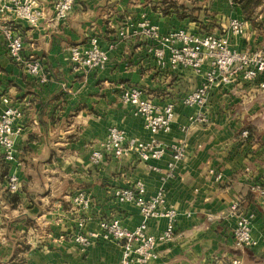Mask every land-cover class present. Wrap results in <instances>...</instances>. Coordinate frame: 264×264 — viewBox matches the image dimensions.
<instances>
[{"label": "crops", "instance_id": "crops-1", "mask_svg": "<svg viewBox=\"0 0 264 264\" xmlns=\"http://www.w3.org/2000/svg\"><path fill=\"white\" fill-rule=\"evenodd\" d=\"M191 1L197 4V0H77L72 13L58 21L53 18L54 0H38L44 18L36 27L0 15V108L9 99L23 111L18 123L22 130L15 139L17 162L7 163L0 148V264H11L19 257L24 264H119L122 247L117 242L98 239L82 250L74 235L82 219L88 233L98 232L105 219H118L129 230L140 225V209L132 203L117 204L111 194L137 181L144 183L146 199L162 191L168 207L178 212L174 239L159 245V256L150 264H207L212 259L264 264L260 193L264 73L254 82L239 79L218 85L205 107H187L182 97L202 86L211 63L201 75L161 66L154 51L156 41L137 28L147 21L161 34L181 28L189 31L197 21V15L187 13ZM232 5L239 19L256 20L237 0ZM259 12L257 20L264 21V2ZM12 20L22 33L27 57L44 66L46 83L10 59L1 27ZM123 30L133 37L121 40ZM252 33L246 25L244 35L232 38V46L251 51L247 48ZM94 35L108 51L106 68L91 73L74 70L69 49L87 47ZM111 43L114 47L109 49ZM129 86L140 87L160 106L176 102V119L169 132L152 134L143 118L122 102V90ZM111 127L125 132L128 140L156 141L168 147L181 141L187 156L176 163L174 178L168 176L170 155L147 163L137 160L136 154L121 160L106 156L94 165L90 156L102 148ZM244 131L249 132L247 138ZM11 173L22 184L17 194L7 190ZM82 191L92 199L87 210L72 201ZM234 204L237 211H232ZM243 213L254 214L253 247H238L232 238V228ZM166 224L165 218L152 219L149 232L159 236Z\"/></svg>", "mask_w": 264, "mask_h": 264}, {"label": "built area", "instance_id": "built-area-1", "mask_svg": "<svg viewBox=\"0 0 264 264\" xmlns=\"http://www.w3.org/2000/svg\"><path fill=\"white\" fill-rule=\"evenodd\" d=\"M76 3L77 0H54L53 18L58 21L65 20L74 10ZM0 15L22 20L36 27L44 18V11L38 0H0ZM130 27L136 30L134 24H130ZM137 28L156 41L154 51L161 66L169 65L174 71L191 69L201 75L204 73L205 65L211 63L212 69L205 73L202 86L182 97L181 102L187 107H205L212 89L218 85H229L239 79L254 82L264 73L263 52L236 51L231 46L230 34L242 36L246 30V22L241 19L232 20L230 34L223 36L193 33L184 28L161 34L147 21L138 23ZM1 29L10 59L26 67L30 75L41 83H46L49 80L46 70L40 61L27 57L24 39L16 22L12 20ZM131 37L133 35L124 30L120 32L121 40H129ZM113 47L114 44L111 43L109 49ZM167 52H169L168 59ZM69 61L74 70L91 73L103 71L108 64L109 55L108 51L101 47L99 36L94 35L89 38L87 47L73 46L69 49ZM261 88L264 89V84H261ZM122 102L131 107L135 115L143 118L146 129L152 134L169 132L175 122L176 102L160 106L147 98L140 87H124ZM4 103L6 106L0 108V148L4 160L12 164L17 162L15 139L22 130L18 123L23 118V111L10 104L9 99H5ZM243 136L247 138L249 132L244 131ZM131 154H136L137 160L144 163L161 160L170 155L173 162L168 165V176L174 178L176 163L186 158L187 146L181 141L168 147L156 141L144 143L128 140L125 132L111 127L107 131L102 148L93 151L90 159L92 164L98 166L106 156L121 160ZM221 179L222 175L218 174L216 180ZM6 180L8 192L17 194L21 191L22 184L16 173L9 174ZM145 193L146 187L141 181H137L132 187L115 189L111 193L117 204L132 203L140 209L143 222L134 230L125 228L118 219L113 218L103 220L98 232L88 233L84 231L86 220L82 219L78 223L79 232L74 235V241L82 250L88 249L98 239L117 242L122 247L119 264H150L156 260L159 256V245L169 243L175 237L178 212L175 208L168 207L166 196L162 191L149 199L145 198ZM260 193L261 203L264 205V187ZM72 201L83 210H87L92 204L90 195L83 191L78 192ZM237 210L238 205L234 204L232 211ZM157 218L167 220L165 230L159 236L152 235L148 227V222ZM253 218L254 214L251 213L239 215L232 228V238L236 246L244 248L256 245L253 238ZM207 264L243 263L240 259H233L229 263L212 259Z\"/></svg>", "mask_w": 264, "mask_h": 264}, {"label": "rangeland", "instance_id": "rangeland-1", "mask_svg": "<svg viewBox=\"0 0 264 264\" xmlns=\"http://www.w3.org/2000/svg\"><path fill=\"white\" fill-rule=\"evenodd\" d=\"M235 1L236 0H197L196 5L191 1L188 6L190 9L187 13L197 15L195 18L197 21L188 28L189 31L211 33L218 36L230 34V23L234 19H239L234 15L235 10L232 4H234ZM262 2H264V0H260L259 4L256 6H253V3L247 5V13L249 15H255L256 20L248 23L246 22V25L249 26V30L253 32L251 35L253 36L252 44H250L251 46L247 49L254 52L261 51L264 54V21L257 20L258 13H260L259 6ZM199 19H201V21H198ZM231 35L232 34H230V42L233 40V37H238L237 35ZM232 48L235 49L233 46ZM235 50L239 51L238 49Z\"/></svg>", "mask_w": 264, "mask_h": 264}, {"label": "trees", "instance_id": "trees-1", "mask_svg": "<svg viewBox=\"0 0 264 264\" xmlns=\"http://www.w3.org/2000/svg\"><path fill=\"white\" fill-rule=\"evenodd\" d=\"M238 1V3H240L241 4V7H242V10L244 11V12H246L247 13V5L249 4V3H253L254 5L253 6H256V5H258L259 4V2H260V0H237ZM12 199L13 200H17V196L16 197H12ZM25 263V260L23 259V258H16V259H14L12 262H11V264H24Z\"/></svg>", "mask_w": 264, "mask_h": 264}]
</instances>
